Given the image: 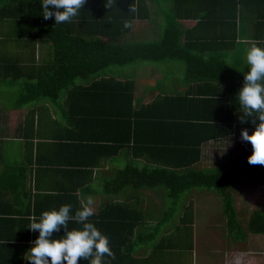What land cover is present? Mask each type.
<instances>
[{
  "label": "trees",
  "instance_id": "16d2710c",
  "mask_svg": "<svg viewBox=\"0 0 264 264\" xmlns=\"http://www.w3.org/2000/svg\"><path fill=\"white\" fill-rule=\"evenodd\" d=\"M156 13L161 22H153V36L160 25L159 38L131 42L141 34L133 36L135 24ZM247 19L254 26L250 42L264 45V0H85L76 17L56 25L54 18H43L40 0H0V46L21 50L0 54V86L17 91L9 106L28 109L24 134L33 136L37 126L40 137L58 141L56 149L80 152L79 167L90 176L102 161L121 154L129 159L99 190L95 183L86 185L118 199L89 217L109 237L113 256H105L104 264H170L168 258L178 252H192V227L185 234L177 226L163 231V218L157 223L149 218L152 191L159 188L178 204L196 189L214 192L222 199L233 243L247 241L234 189L247 180H264V165L247 161L251 144L240 133L251 134L254 117L244 116L236 98L244 74L225 64L239 47L244 55ZM125 21L132 27L124 28ZM174 61L186 65L183 90L148 84L144 91L136 74L109 72L116 66ZM53 125L63 130H41ZM230 138L237 154L231 165L205 166V147ZM191 221L180 217L182 224ZM20 225L26 232L20 242L0 249L1 264H26L38 233L29 230L30 224ZM80 226L68 224L69 229ZM247 230L264 236V212L252 214Z\"/></svg>",
  "mask_w": 264,
  "mask_h": 264
},
{
  "label": "rangeland",
  "instance_id": "374dc122",
  "mask_svg": "<svg viewBox=\"0 0 264 264\" xmlns=\"http://www.w3.org/2000/svg\"><path fill=\"white\" fill-rule=\"evenodd\" d=\"M158 18H160V14L157 15L156 13L150 21L139 22L140 25H136L134 28L136 32L133 33V36L141 34L131 38L130 41L140 42L158 39L162 32V28L158 25L161 19ZM157 19L160 20L157 21L159 22L156 28L158 32L156 36H153L155 34L153 22ZM246 41V46L251 43L248 39ZM239 49L240 47L235 52L229 53L226 62L231 58L230 64L236 66L240 74H244L248 68L243 59L244 55L240 53L241 49L240 51ZM111 71L122 75L136 74L138 87L144 91H147L148 84L151 88L160 84L162 87L175 91V89H184L182 84L184 83L186 65L178 61L153 64L134 63L113 67L109 72ZM6 86L8 88L0 86V105L13 104L16 97L17 91L13 87L10 88L8 84ZM234 144L233 138L224 143L208 144L204 151L205 166L229 167L232 159L237 157L236 152L231 147ZM115 163V169H121L129 163V159L124 155L118 157ZM153 192L156 196H152L155 204L150 207L153 210L149 217L151 221L157 223L163 218L166 225L163 231H166L169 226L171 228L177 226L181 227V232L185 234L186 227L193 228L191 238L195 237V249L191 253L187 251L178 252V259L181 264H264V236L250 234L247 230L252 214L258 210L264 212V180H247L234 189L238 220L247 234V241L238 243H233L229 235L222 199L214 192L196 189L180 198L179 204L167 196V191L164 188L156 189ZM186 212L187 215H185ZM185 216L187 220L191 219L192 223H180V217ZM178 235L180 236V231Z\"/></svg>",
  "mask_w": 264,
  "mask_h": 264
},
{
  "label": "crops",
  "instance_id": "0c3cea01",
  "mask_svg": "<svg viewBox=\"0 0 264 264\" xmlns=\"http://www.w3.org/2000/svg\"><path fill=\"white\" fill-rule=\"evenodd\" d=\"M153 9L156 10L155 7ZM247 20L248 40H251L254 26L250 23L251 19ZM136 25L140 23L137 22L135 27ZM19 52L20 48L5 49L3 45L0 46V54ZM8 58L5 55L1 57L3 62ZM27 111L28 109L16 110L9 105H0V249L6 243L20 242L21 235L26 232L20 224H30L32 219L39 217L45 210L71 204L74 214L91 196L95 215L106 205L118 201L113 195L95 193L86 186L95 183L94 190H99V184L113 174L116 159L102 161L101 167L94 169L92 176L88 175L85 169L79 167L82 159L80 152L73 153V150L67 149L61 152L62 148L56 149L58 141L40 137L37 126L33 128V136L31 131L27 136L24 134ZM41 130L53 134L62 131L63 127L53 125L46 129L41 127ZM44 142L46 144L40 145ZM124 155L127 156L121 154L119 157ZM68 224L78 223L69 220ZM194 249L193 247L192 252ZM178 256L168 258L170 264H181ZM3 257L5 256L0 250V264L4 262ZM28 257L29 254L26 264H32Z\"/></svg>",
  "mask_w": 264,
  "mask_h": 264
},
{
  "label": "clouds",
  "instance_id": "9594fccd",
  "mask_svg": "<svg viewBox=\"0 0 264 264\" xmlns=\"http://www.w3.org/2000/svg\"><path fill=\"white\" fill-rule=\"evenodd\" d=\"M44 19L54 18L55 25L70 22L76 17L85 0H40ZM124 28H131V21L124 22ZM248 70L244 82L236 95L244 116L254 117L251 134L241 130V138L250 142L249 164L264 165V45L250 43L243 56ZM231 58L225 63L229 65ZM94 214V200L86 199L73 214L71 204L43 211L32 219L29 230L37 232L28 249V260L32 264H78L79 259L91 258L89 264H104L105 256H113L109 237L102 233L89 217ZM75 220L80 227L68 228V221ZM63 232L61 235H55Z\"/></svg>",
  "mask_w": 264,
  "mask_h": 264
}]
</instances>
